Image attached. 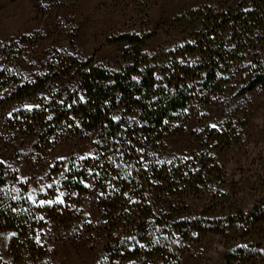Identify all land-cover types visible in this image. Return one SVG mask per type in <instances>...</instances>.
Returning a JSON list of instances; mask_svg holds the SVG:
<instances>
[{
  "label": "rangeland",
  "instance_id": "374dc122",
  "mask_svg": "<svg viewBox=\"0 0 264 264\" xmlns=\"http://www.w3.org/2000/svg\"><path fill=\"white\" fill-rule=\"evenodd\" d=\"M251 3L0 0V207L31 208L40 221L32 241L11 224L2 227L0 264H227L229 255L231 264H264V220L245 218L264 199V87L250 90L264 72V33L254 31L241 42L238 37V48L227 64L220 62L215 78L207 70L193 81L182 129L154 150L162 164L200 167L203 158L213 168L186 201L178 197L166 206L173 224L203 220L190 233L177 227L174 250L166 256L106 251L116 229L106 223L98 196L69 198L62 183L69 165L94 156L97 133L52 113L76 88L74 80L55 77L71 60L93 59L120 72L131 45L118 39L134 36L148 39L143 52L150 57L195 66L200 58L186 45L209 25L227 26L224 16ZM241 247L245 259L238 255Z\"/></svg>",
  "mask_w": 264,
  "mask_h": 264
},
{
  "label": "trees",
  "instance_id": "16d2710c",
  "mask_svg": "<svg viewBox=\"0 0 264 264\" xmlns=\"http://www.w3.org/2000/svg\"><path fill=\"white\" fill-rule=\"evenodd\" d=\"M224 18L227 26L209 25L200 39L186 45L200 58L195 66H175L150 57L143 52L148 39L121 36L118 41L131 45L124 70L112 73L93 59L71 60L72 64L63 65L55 75L74 80L76 88L64 105L52 112L54 118L75 120L97 133L94 156L69 165L64 173V192L69 198L92 192L98 196L106 223L116 229L106 247L110 254L166 256L174 250L177 227L190 233L203 225L201 218H194L190 226L173 224L165 209L178 197L186 201L191 191L209 181L213 168L203 158L200 167L189 162L162 164L153 153L166 136L182 129L180 115L192 100L193 81L207 70V77L215 78L220 62L227 64L238 48V37L241 42L254 31L264 33V0H252L242 5L239 14L237 9ZM259 86L264 87V72L254 77L250 90ZM44 87L42 83L35 89ZM246 217L264 220V199L262 207H255ZM39 222L31 208L0 207V231L11 224L16 234L32 241ZM245 250L238 248L240 259H245Z\"/></svg>",
  "mask_w": 264,
  "mask_h": 264
}]
</instances>
